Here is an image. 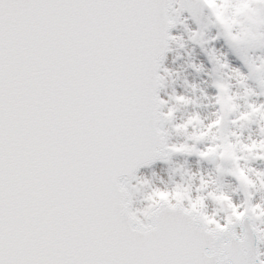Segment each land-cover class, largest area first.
Wrapping results in <instances>:
<instances>
[{
    "label": "snow or ice",
    "instance_id": "6c2138e0",
    "mask_svg": "<svg viewBox=\"0 0 264 264\" xmlns=\"http://www.w3.org/2000/svg\"><path fill=\"white\" fill-rule=\"evenodd\" d=\"M222 6L244 10L243 35ZM189 45L212 89L195 98L168 91ZM261 97L264 0H0V264H264ZM252 125L247 142L229 127ZM177 157L215 176L150 187L144 170Z\"/></svg>",
    "mask_w": 264,
    "mask_h": 264
},
{
    "label": "rangeland",
    "instance_id": "374dc122",
    "mask_svg": "<svg viewBox=\"0 0 264 264\" xmlns=\"http://www.w3.org/2000/svg\"><path fill=\"white\" fill-rule=\"evenodd\" d=\"M220 10V13L225 12L226 15L229 17H226V20L224 17H220L222 21L225 23V21L230 23V26H237L241 29L242 35L244 30V23L241 21L240 17L245 15V12L243 9L235 8L233 7L231 10L228 7L222 6L218 8ZM217 9V10H218ZM222 10V11H221ZM225 20V21H224ZM226 24V23H225ZM227 25V24H226ZM192 46L189 45L187 49H180L178 46H174V51L172 52L169 61L172 59H176L175 64H169L171 68H173L179 75L175 79V83H169L168 85V91L172 92L173 89L176 92H182L185 95L199 97L200 92L194 91L193 88L190 86L193 82V79H199L200 83L198 84V88H203L206 91L211 92L212 89L210 88L211 81L208 80V77L203 76L201 73H197L189 67V65L193 62L199 64L202 60L206 62V58L204 54L200 51L199 48H197L195 51H191ZM220 75L219 73H214V78L216 76ZM187 80L188 83H185ZM205 80H208V83H204ZM208 89H207V88ZM243 100L240 101L241 105H243ZM199 107H193V106H178L176 111V117L177 120H183L186 119L187 116L190 114H187L185 111L189 110L191 113L193 111H198L197 109ZM243 110V108L241 109ZM200 112V111H198ZM208 117V116H207ZM230 131L232 133H235L236 135L240 136L241 139L247 138L248 135L253 136L255 135V132H252V128L256 127V125H252L251 127L243 128L241 129L239 126H229ZM242 133V135H241ZM178 139H180L178 137ZM254 139H256L254 137ZM259 139V138H257ZM247 142V141H246ZM243 156L246 159H242L243 163L241 165L246 166L248 159L250 157L248 156V153H243ZM230 164L225 165V167H230ZM256 167H258L255 164ZM260 168H264V165H262ZM176 169H183L185 176H184V182L186 185L192 184V176L191 173H198L200 171L204 172H212L215 176V165L207 163V162H197L194 158L188 159L187 162L185 161V158L183 157H177L174 159V161L169 164L165 165L163 167H156L155 169H146L145 174L149 181L150 187H160V188H170L174 184L176 180L180 179L179 174L176 173ZM220 182L222 183L223 190L233 194L234 198L236 199H242V188L240 185L237 184L235 180H233L231 177L224 176L220 178ZM215 186V185H214ZM239 188H241V193H239ZM261 197H264V190H261L260 192L256 193V199L260 200ZM142 199V197H138V204L139 201ZM205 211L209 214H217V215H223V212L220 210L219 206L212 200L207 201V207ZM262 228H264V225H261Z\"/></svg>",
    "mask_w": 264,
    "mask_h": 264
},
{
    "label": "bare ground",
    "instance_id": "6f19581e",
    "mask_svg": "<svg viewBox=\"0 0 264 264\" xmlns=\"http://www.w3.org/2000/svg\"><path fill=\"white\" fill-rule=\"evenodd\" d=\"M200 83V80L199 79H193V82L191 83V84H195V85H197L198 86V84ZM207 88V87H206ZM208 89V88H207ZM197 109H199L198 111H200L199 113L201 114V116H203V117H209L210 116V114H211V112H212V109H210V108H204V107H199V108H197ZM187 114H189V113H191V111H189V110H186L185 111Z\"/></svg>",
    "mask_w": 264,
    "mask_h": 264
},
{
    "label": "water",
    "instance_id": "95a60500",
    "mask_svg": "<svg viewBox=\"0 0 264 264\" xmlns=\"http://www.w3.org/2000/svg\"><path fill=\"white\" fill-rule=\"evenodd\" d=\"M171 54H172V53H170L169 58H170ZM248 227H252V224H251V221H250V220H249V225H248ZM247 230H248L247 228H245V229L243 230V237H242V238L245 237V235H246V233H247Z\"/></svg>",
    "mask_w": 264,
    "mask_h": 264
},
{
    "label": "flooded vegetation",
    "instance_id": "af4514ba",
    "mask_svg": "<svg viewBox=\"0 0 264 264\" xmlns=\"http://www.w3.org/2000/svg\"><path fill=\"white\" fill-rule=\"evenodd\" d=\"M261 99H262V97H261Z\"/></svg>",
    "mask_w": 264,
    "mask_h": 264
}]
</instances>
